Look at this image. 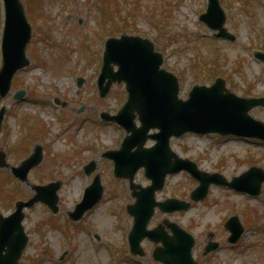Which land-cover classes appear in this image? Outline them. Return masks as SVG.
<instances>
[{"label":"rangeland","instance_id":"1","mask_svg":"<svg viewBox=\"0 0 264 264\" xmlns=\"http://www.w3.org/2000/svg\"><path fill=\"white\" fill-rule=\"evenodd\" d=\"M23 1L32 6V0ZM114 2L115 0L103 2L104 6H100V0H38V6L33 8L37 11L34 12L31 7L33 40L29 46V55L32 52L35 55L31 56V65L26 70L19 71L14 79L17 87L21 82L30 87L29 95L23 102L14 101L11 96L1 102L10 111L6 119V133L0 135V149L2 146H9V158L12 162L25 158L35 146V142L29 138L36 129H31L29 138L24 136L21 122L16 119L18 113L47 114L46 118L53 130L46 138V141L51 142L48 155L57 152L61 154L67 149L69 140H75V135L81 142H91L92 145L104 148L115 145L120 139L119 134L122 136V133L116 126L92 130L90 128L95 124L90 119L82 120L83 116H90L94 112V105L88 101L87 94L95 87V77L99 73L97 56L104 41L102 35H107L98 19L102 22L105 15L107 19L112 18L115 11H118L116 19L120 20L121 25L123 17L131 25L128 33L140 32L157 40L158 49L167 57L164 65L169 70H177L175 73L180 78L182 97L187 96L195 82L210 84L213 78L206 76V71L214 74L216 69L221 74L229 75V86L238 94L244 95L245 90H255L259 95H264V63L253 56L256 49L264 50V0H222L227 13V27L237 36V40L231 43L213 40L211 31L198 20V13L205 9L206 0H118L119 8ZM159 20L162 21L161 24ZM106 21L108 26L113 27L115 34L123 32V28L115 25L113 21ZM1 30L2 20L0 33ZM44 33L50 37L43 38ZM93 57V60L90 59ZM214 58H217L215 64H205ZM75 62L77 64L74 67ZM201 71L204 73H200ZM78 76L85 79L81 87L77 86ZM55 93L66 96L69 100L66 102L65 115L62 106H52V98L49 97ZM125 98L124 87L115 86L107 100L98 104L96 111L102 108L116 110ZM38 102H41V107L31 105ZM23 105H27V108L21 110ZM80 106H86L88 110L85 108L79 113ZM252 114L264 120V109H255ZM65 117L69 119L66 120ZM92 120L101 123L97 116H93ZM40 128L42 133H48L44 126ZM62 140L66 141L63 142L64 146H61ZM172 146L180 156L196 161L202 169L222 172L230 179L252 164L264 167L263 142L188 134L173 139ZM56 148L60 150L56 151ZM85 154L86 159L94 154L100 163L106 189L103 202L87 213L83 222L67 223V230L73 231L70 238L62 230L42 226L45 220L43 218L48 213L42 206H35L27 215L26 228L31 240L20 264H161L152 258L154 244L151 242H143L146 252L143 257H133L128 252L126 237L133 219L122 208L124 210V204L127 201L132 202L133 198L125 191L127 182L114 178L110 171L111 165L101 161L96 151H87ZM80 163L78 161L74 165ZM1 171L4 170L0 167V208L9 212L11 209L8 210V202L14 195L20 194L16 187L18 181L6 176L7 169L4 173ZM43 174L45 178L53 177L45 171ZM44 175L34 171L30 180L38 183ZM63 180L59 191L61 211L58 217L66 215V211L80 199L85 185L90 181L80 169H75L69 180ZM136 180L144 185L148 183L141 173ZM192 184L193 181L184 173L169 175L165 188L157 193V198L164 200L172 195L186 198L189 190L195 186ZM212 186L214 187L204 200L194 202L187 211H177L169 215L172 220L194 234L195 259L199 264H264V231L260 230L261 223L264 225V189L260 197L251 199L246 195L236 194L233 190ZM32 191L29 185L25 186L24 192L28 194L26 196H31ZM234 213L246 225V234L237 245L227 242L228 232L224 228L225 220ZM165 216L157 210L149 226L153 227ZM39 230L43 233L39 234ZM210 230L218 237L221 247L218 251L203 256ZM97 232L101 235V240L95 239ZM63 254L65 256L61 260Z\"/></svg>","mask_w":264,"mask_h":264},{"label":"water","instance_id":"2","mask_svg":"<svg viewBox=\"0 0 264 264\" xmlns=\"http://www.w3.org/2000/svg\"><path fill=\"white\" fill-rule=\"evenodd\" d=\"M6 2V28L3 43V67L0 71V94L4 96L10 88L11 79L15 71L28 64L29 60L25 55L26 44L30 38V26L24 16L23 8L19 0H5ZM202 19L211 27L220 29L219 36H231L223 29L224 14L220 9L217 0L212 1V6L207 14L202 15ZM262 56L261 54H257ZM162 54L155 52L154 45L148 40H142L138 37H126L122 39H110L107 42L105 51V66L103 71H111L109 64L118 63L120 70L113 75V79L126 80L129 89V101L121 114L116 117L120 122L127 121L132 123L135 117V111L138 112L140 120L143 123L138 128L137 134H145L144 139L138 143L139 149L137 155H142V144L145 142L146 133L152 127L161 128V137L165 138L166 144L171 134H180L185 130L208 131L217 130L223 133L233 132L245 135L262 136L257 132L264 131V124L251 118L247 111L257 103H264V99L244 100L236 97L234 94H223L224 86L217 85L211 88L196 87L191 92V98L182 101L178 98V81L170 72L161 69ZM4 109L0 111V125L3 118ZM155 137V136H153ZM157 137V136H156ZM1 161L3 154L0 152ZM34 156L27 160L23 166L16 168L15 173L22 179L26 177L30 166L37 162ZM163 159L152 157L150 164H145L147 174L155 178L153 186L145 190L144 194L138 198L134 206H130V212L135 215V225L130 234V243L134 253L140 251V241L146 236L151 237V231H147L148 220L154 211L155 201L154 191L161 188L164 183V177L168 171ZM129 162L120 164L117 172L122 175L127 173ZM23 169V170H19ZM251 176L254 177L246 186L252 193H259L261 182L264 179V172L252 170ZM94 185L87 194L80 210L76 213L80 216L82 212L99 200L102 194V187ZM224 182V181H222ZM238 189H245L234 180L230 183ZM207 190V184H202L195 192L196 198L204 196ZM43 200V189H39L33 199L27 203H19L17 211L10 217L0 219V264H18V258L26 242L21 221L23 219L22 208L24 205H32L35 201ZM169 204L159 205L164 209H185L188 204L171 200ZM52 203V202H51ZM176 230V239L172 240L167 236L155 238L165 243V250H157L155 258L163 260L167 264H197L192 259L191 249L194 239L185 230L173 224ZM231 230V241H236L243 231L238 217H232L226 224ZM217 244L208 246V250L213 249ZM4 250L6 251L3 254Z\"/></svg>","mask_w":264,"mask_h":264}]
</instances>
